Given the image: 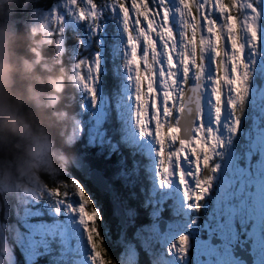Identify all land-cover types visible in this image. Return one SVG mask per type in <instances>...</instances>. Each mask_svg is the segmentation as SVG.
Masks as SVG:
<instances>
[{
    "label": "snow or ice",
    "instance_id": "6c2138e0",
    "mask_svg": "<svg viewBox=\"0 0 264 264\" xmlns=\"http://www.w3.org/2000/svg\"><path fill=\"white\" fill-rule=\"evenodd\" d=\"M0 23L35 41L15 54L47 117L37 164L0 175V264H264V0H22Z\"/></svg>",
    "mask_w": 264,
    "mask_h": 264
},
{
    "label": "clouds",
    "instance_id": "9594fccd",
    "mask_svg": "<svg viewBox=\"0 0 264 264\" xmlns=\"http://www.w3.org/2000/svg\"><path fill=\"white\" fill-rule=\"evenodd\" d=\"M0 17H3L2 12ZM18 41L26 45L35 43L25 34L13 35L0 23V172H4L9 165L18 170L26 163L37 164L34 137L29 132L36 125L47 123L42 108L32 111L26 107L35 103L36 73L35 69L33 72L26 71L24 65L27 58L22 59L15 54ZM43 135V132L36 133L37 137Z\"/></svg>",
    "mask_w": 264,
    "mask_h": 264
},
{
    "label": "trees",
    "instance_id": "16d2710c",
    "mask_svg": "<svg viewBox=\"0 0 264 264\" xmlns=\"http://www.w3.org/2000/svg\"><path fill=\"white\" fill-rule=\"evenodd\" d=\"M51 0H44V3H50ZM22 3V0H3L0 3V12L4 14V16H7V13L10 9H14L16 6ZM113 239H115V235H113ZM111 248V245H109ZM114 254V251H113Z\"/></svg>",
    "mask_w": 264,
    "mask_h": 264
},
{
    "label": "rangeland",
    "instance_id": "374dc122",
    "mask_svg": "<svg viewBox=\"0 0 264 264\" xmlns=\"http://www.w3.org/2000/svg\"><path fill=\"white\" fill-rule=\"evenodd\" d=\"M3 0H0V3L2 2ZM4 18H6V16H4V14H3V17H0V20H2V19H4ZM30 62H31V60H29ZM3 174V172H0V175H2Z\"/></svg>",
    "mask_w": 264,
    "mask_h": 264
}]
</instances>
